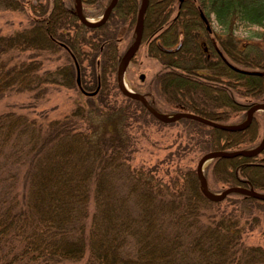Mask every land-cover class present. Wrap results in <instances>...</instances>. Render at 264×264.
<instances>
[{"label":"trees","instance_id":"trees-1","mask_svg":"<svg viewBox=\"0 0 264 264\" xmlns=\"http://www.w3.org/2000/svg\"><path fill=\"white\" fill-rule=\"evenodd\" d=\"M110 1L81 0L83 16L89 6L102 14ZM139 5L117 0L106 22L89 28L75 0H0V10L26 14L21 28L0 35V99L29 98L0 112V264H264V239L242 240L264 201L238 191L212 201L179 162L169 180L131 163L129 127L154 118L122 93L118 103L117 67L134 43ZM200 12L213 15L218 32ZM238 26L264 28V0H148L141 42L159 69L133 91L164 115L241 124L250 106L264 104V42L238 38ZM121 32L129 34L123 51ZM54 60L60 65L46 69ZM52 86L77 89L85 101L49 118L36 109ZM256 120L240 131L171 123L194 129L207 153L257 147ZM203 174L210 193H264V147L253 157L214 158Z\"/></svg>","mask_w":264,"mask_h":264},{"label":"rangeland","instance_id":"rangeland-1","mask_svg":"<svg viewBox=\"0 0 264 264\" xmlns=\"http://www.w3.org/2000/svg\"><path fill=\"white\" fill-rule=\"evenodd\" d=\"M141 2L142 0H140L139 8L141 6ZM84 9L89 14L87 16L88 20L93 22L97 21L103 14V12L102 14L96 13L98 9L95 7L89 6L85 7ZM25 20V13L0 10V35L9 34L13 30L21 28V24H23ZM207 22L210 31H219V27L215 22L213 15H210L207 18ZM128 35L129 34L125 32L120 33L119 48L121 51L125 49L127 42L129 41ZM234 35L241 39H250L261 43L264 42V28L261 27L238 26L234 32ZM129 49L123 54V56L129 51ZM145 49L146 42H141L135 57H133L132 60L124 67L122 74V84L126 90L133 92V89L135 88H142L144 83H146L159 69L158 63L145 55ZM60 63V60L48 61L44 64V66L46 69L53 71L60 65ZM84 65V78L87 82H89L90 70L87 64ZM140 75L144 76L142 80L139 78ZM76 90L77 89H67L64 87L52 86L45 96V101L40 106H38L36 110L39 111L43 109L49 118H57L68 114L74 107L75 103L78 101H85V97L81 96L80 92L78 93ZM118 96L119 103V100L123 99L124 96L121 94V92L118 94ZM28 100L29 98L27 94H7L0 99V112L5 109H9V107L12 108L25 104V102ZM254 114L257 118V126L255 125V127L258 129L259 138L261 139L264 136V110L258 109L254 112ZM170 115L171 114H165V116ZM146 120L147 123L142 126H139L137 122H134L128 130L131 136L132 144L134 143L135 148V153L131 162L132 165L144 166V168L155 167L157 169L156 174L162 176L163 180H169L177 175V172L175 171L177 162H179V165L182 166V168H190L195 170L198 160L206 153L195 144V141L198 140L199 137L196 131L184 126L183 124H174L171 122L162 123L161 121L149 116H146ZM176 148H181L180 154H178L179 157L175 158V155L172 154L170 157L169 153L173 152V154H175ZM183 148H185V150ZM208 182L214 188L220 187L219 184H214L211 182L209 177ZM220 193L221 191L212 194L218 196ZM224 199L221 201L225 203L226 201H224ZM257 214L261 218L260 223L254 224V227H251V230L246 227V231L243 232L242 240L246 244H263L264 213L258 212Z\"/></svg>","mask_w":264,"mask_h":264},{"label":"water","instance_id":"water-1","mask_svg":"<svg viewBox=\"0 0 264 264\" xmlns=\"http://www.w3.org/2000/svg\"><path fill=\"white\" fill-rule=\"evenodd\" d=\"M75 1H76V16H77L79 22L86 27L94 28V27H98V26H100L106 22V20L109 17V15H110V13H111V11H112L117 0H111L109 5L107 6L106 10L104 11L103 15L97 21H94V22L88 20L86 17L83 16L81 0H75ZM147 5H148V0H142L141 6H140V8L137 12V16H136L134 43L131 46V48L129 49V51L124 56L121 57L119 64H118V67H117L116 81H117V86H118V89L120 90V92L129 98L140 101L143 104V106L146 108V110L154 118H156L157 120H159L161 122L169 123V122H174L176 120H179L181 118H188V119L197 121L199 123H202L206 126L216 128V129H220V130H224V131H240V130L245 129L251 123L254 112L258 109L264 110V104L256 103V104H253L252 106H250V108L248 109V112H247L246 119L239 125L231 126V125H225V124L213 122V121L208 120L204 117H201V116H198L195 114H191V113L179 112L177 114L165 116L164 114L157 112L148 103V101L145 99V97L143 95L129 91V90H126L124 88V86L122 84L123 70H124V67L130 62V60L132 59V57L134 56V54L136 53V51L140 45L143 16H144V12L147 8ZM200 17L203 20V22L205 23L206 28L208 29L207 20L201 12H200ZM143 77H144L143 75H140L141 80L143 79ZM263 147H264V136L261 138L257 147H255L254 149H251V150H245V151L244 150H237V151H233V152L211 151V152H207L204 155H202L201 158L198 160L195 172H196L197 178L200 181V185L202 188L203 195L209 200L221 201L228 194L238 191V192H244L248 196L253 197L255 199L264 201V193H259V192H256L254 190H246V189H242L239 187L226 188L218 196H215L214 194H212L208 191L206 181H205L204 176L202 174L204 167L210 161H212V159H214V158H219V157L230 158V157H234V156L253 157V156L258 155L261 152V150L263 149Z\"/></svg>","mask_w":264,"mask_h":264}]
</instances>
